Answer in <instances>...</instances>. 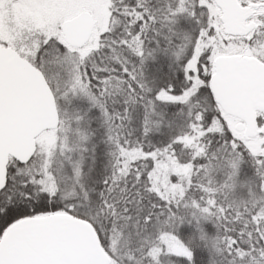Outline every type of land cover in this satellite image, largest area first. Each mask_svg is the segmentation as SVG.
Segmentation results:
<instances>
[{"label": "snow or ice", "instance_id": "6c2138e0", "mask_svg": "<svg viewBox=\"0 0 264 264\" xmlns=\"http://www.w3.org/2000/svg\"><path fill=\"white\" fill-rule=\"evenodd\" d=\"M0 264H264V0H0Z\"/></svg>", "mask_w": 264, "mask_h": 264}]
</instances>
